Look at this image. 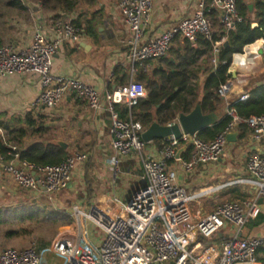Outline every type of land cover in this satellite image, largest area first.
I'll list each match as a JSON object with an SVG mask.
<instances>
[{
    "label": "built area",
    "instance_id": "1",
    "mask_svg": "<svg viewBox=\"0 0 264 264\" xmlns=\"http://www.w3.org/2000/svg\"><path fill=\"white\" fill-rule=\"evenodd\" d=\"M209 7V8H208ZM220 8V24L228 33L237 24L245 21L238 11L237 0H217L207 4L201 1L193 16L181 20L170 30L145 40V28L150 23L152 0H119L118 9L125 18L131 33L130 60L132 78L126 86L106 92H99L91 85L72 78L55 76L52 73L53 59L64 42L79 43L83 29L61 20L51 22L50 36L35 32L30 46L16 51L11 44L0 47V81L15 74H35L39 77L41 94L33 107L55 108L68 94H74L88 104L94 112L108 105L112 125L110 129L115 157L111 160L113 182L120 180L122 160L138 156L143 166V186L126 202L124 213L113 217L98 206L75 207L74 217L78 222H90L104 233V240L98 249L85 243L87 232L80 235L59 234L52 247L44 254L32 245L22 249H5L0 252V264H43L57 261L60 264H257V254L264 245L261 237H233L227 240L221 250L213 247L203 249L193 244L198 236L205 240L213 238L225 224L237 229L245 227L255 219L260 207L256 200L225 202L217 206L212 214L198 217L191 212L194 197L177 183V175L168 170L167 163L177 155L182 144H190L192 154L183 163L185 172H192L197 166L216 163L224 152L227 136L239 125L248 127L256 141L264 139V114L242 119L233 104L228 105L227 128L213 140L203 141L197 136L183 135L167 143L162 151V160L147 157L144 152L147 143L142 139L144 126L135 121L132 110L144 100L148 91L134 76L141 69L144 73L150 64L165 59L173 43L182 39L196 44L203 39L212 45L211 63L220 64L219 56L226 37L215 40L214 24L208 15L210 9ZM256 52L248 50L257 43L246 46L242 53L233 54L229 73L253 65L264 59V37ZM227 62H222L226 65ZM232 68V69H231ZM245 80H226L217 90L221 99H227L235 85H244ZM243 94L237 102H246ZM128 110V118L122 119L118 107ZM88 155L75 152L55 166L37 167L20 161L19 155L0 150V169L10 175L15 184L23 190L34 193L44 190L50 201L65 191L78 164L86 163ZM248 170L256 179L259 196L264 202V153L252 154L248 159ZM238 182H242L239 180ZM198 249H203L197 254Z\"/></svg>",
    "mask_w": 264,
    "mask_h": 264
},
{
    "label": "crops",
    "instance_id": "2",
    "mask_svg": "<svg viewBox=\"0 0 264 264\" xmlns=\"http://www.w3.org/2000/svg\"><path fill=\"white\" fill-rule=\"evenodd\" d=\"M152 1L153 9L150 23L145 28V40L158 36L181 20L193 16L203 0ZM205 1L209 5L217 0ZM237 1L248 8L249 20L256 23L255 5L259 0ZM118 4L119 0L81 2L78 9L68 15L61 12H46L42 6L36 12L28 9L27 12L18 13L1 21L0 47L11 44L16 51L26 49L30 46L35 32L41 31L48 36L51 35L49 27L52 21L69 22L83 29L80 42L76 44L64 42L61 45L53 59L52 73L58 77L83 81L101 93L126 86L132 78L130 60L132 36L125 18L118 9ZM250 5L253 6L252 10L249 8ZM220 13V8L208 11L217 36L221 34ZM58 16L60 18H57ZM185 49L184 40L177 39L165 59L151 63L145 73L139 69L134 76L135 80L146 88L151 81L160 82L162 72L167 74L174 72L169 63L177 64L186 54ZM218 66L215 67L211 63V53L196 62L195 69L198 73L191 81V86L198 90L199 100L204 95L206 80ZM228 74L232 79H243L246 83L235 85L229 97L221 99L224 108L221 109L220 105L217 108L215 113L218 117L217 124L227 117L229 104L237 102L243 94L249 95L247 88L250 84L257 86L264 84V59L260 57L253 65L239 68L235 73H229L228 69ZM40 94L39 77L35 74L10 75L0 81V135L6 146L16 152L26 150L35 143L56 145L57 142H63L68 146L65 150L67 156L75 152L88 155L86 163L75 167L69 187L55 196L54 202H51L66 211L73 219V222L62 228L57 236L67 233L76 237L82 231H86L84 242L93 249H98L104 240V233L88 221L78 222L73 210L75 207L86 209L94 205L113 217L121 216L128 199L143 186L141 160L136 155L124 158L121 178L114 183L111 160L116 154L111 142L112 118L108 105L105 103L101 111L94 112L87 103L68 93L55 108H35L33 102ZM118 110H124V107L119 106ZM153 114L157 122L156 108L153 109ZM232 133L236 134L235 140H227L224 152L216 163L200 165L192 172H185L183 163L190 159L192 147L190 144H182L178 149L181 153L178 155L177 152L175 158L168 161V170L176 173L177 183L194 197L190 209L198 217L212 214L222 203L243 200H256L260 212L242 229L225 224L209 240L198 236L193 247L199 243L203 249L213 247L221 250L227 240L236 236L245 239L254 237L264 239V202L259 196L256 179L248 170L249 157L252 154L264 153V139L256 141L250 129L244 125L237 126ZM166 145L167 143L163 141L149 143L144 154L157 161L162 160V151ZM239 180L242 182H238ZM46 199L48 196L44 190L34 193L23 190L15 184L10 175L0 169V209L15 208ZM255 222L258 225H255ZM203 249H198L197 254L202 253ZM44 252L41 251L42 254ZM257 264H264V245L263 250L258 252Z\"/></svg>",
    "mask_w": 264,
    "mask_h": 264
},
{
    "label": "trees",
    "instance_id": "3",
    "mask_svg": "<svg viewBox=\"0 0 264 264\" xmlns=\"http://www.w3.org/2000/svg\"><path fill=\"white\" fill-rule=\"evenodd\" d=\"M40 3L42 9L49 13L61 12L64 15L75 12L81 2L93 3L94 0H30ZM238 11L245 21L237 24L234 29L228 33L220 26L221 34H215V40L226 37L230 43L228 48H222L220 54V62L222 63L215 71H212L209 78L204 84V95L199 100L198 90L191 86V81L197 77L198 71L195 69L196 62L204 56L211 53L212 45L199 39L196 44L184 40L186 44V54L182 56L177 64L169 63L174 72L160 74L161 81H151L148 85V97L142 100L139 105L132 110V116L135 121L140 122L144 128H148L155 122V114L153 109L156 108V120L162 125H167L175 121L179 114H189L200 104L205 114L216 113L221 102V98L217 94L219 87L226 82L231 76L228 69L233 54L242 53L243 49L251 44L257 43L264 37V0H259L256 5V23L257 28H252V23L248 16L249 10L241 2L237 1ZM24 13L28 9L22 0H0V20L3 19L7 12ZM5 11V12H3ZM57 18H60L58 16ZM250 95L246 102H235V108L238 116L247 119L251 116H259L264 114V84H250L247 88ZM122 119L128 118V110L119 111ZM230 118L226 117L224 121L213 127L207 128L200 132L197 137L203 141L213 140L219 133L224 131ZM0 150L4 153L13 152L18 154L20 161L27 162L37 167L55 166L60 164L66 157L67 151L56 145L49 143H35L26 150L16 152L7 147L3 137L0 135ZM5 217V218H3ZM0 225H9L11 222L34 223L37 225L63 226L70 225L73 222L72 217L63 209L54 205L49 199L26 204L15 208L0 209ZM255 225H258L255 222ZM8 237H16L19 235L15 229L7 232ZM263 250V246L259 251ZM258 251V252H259ZM258 255V254H257Z\"/></svg>",
    "mask_w": 264,
    "mask_h": 264
},
{
    "label": "water",
    "instance_id": "4",
    "mask_svg": "<svg viewBox=\"0 0 264 264\" xmlns=\"http://www.w3.org/2000/svg\"><path fill=\"white\" fill-rule=\"evenodd\" d=\"M23 4L27 9L36 12L41 9L40 4H36L29 0H22ZM250 10L253 9V6H249ZM259 25L257 23L252 24V28H257ZM230 43L226 41L224 43V48H228ZM218 117L215 113L205 114L202 110L200 104L189 114H179L173 124L162 125L159 122H153L143 133L142 139L147 143H152L154 141H163L165 143H170L174 139H181L183 135H188L190 137L197 136L203 130L213 127L217 124ZM236 134L231 133L227 136L228 141L235 140ZM56 146L60 147L63 150L68 148L67 144L63 142H57ZM181 153V150L178 151V155Z\"/></svg>",
    "mask_w": 264,
    "mask_h": 264
},
{
    "label": "rangeland",
    "instance_id": "5",
    "mask_svg": "<svg viewBox=\"0 0 264 264\" xmlns=\"http://www.w3.org/2000/svg\"><path fill=\"white\" fill-rule=\"evenodd\" d=\"M95 1H101V0H94V2ZM7 13L8 14H6V16L0 20V24L1 21H3L4 19H7L8 17L15 16L18 14L16 12L12 13L10 11ZM219 105L221 109L224 108V103L222 101L220 102ZM65 226L66 225L55 227L51 225H37L34 223L20 224L18 222H11L9 225H5V226L0 225V252L4 249H22L32 245L33 243H35L39 247L40 252L42 250L45 251L47 247L50 248L52 247V242L54 238L57 236L59 231ZM10 229L17 230L19 235L12 238L8 237L7 232ZM43 264H60V263H58L57 261H51V262L44 261Z\"/></svg>",
    "mask_w": 264,
    "mask_h": 264
},
{
    "label": "bare ground",
    "instance_id": "6",
    "mask_svg": "<svg viewBox=\"0 0 264 264\" xmlns=\"http://www.w3.org/2000/svg\"><path fill=\"white\" fill-rule=\"evenodd\" d=\"M261 44H262V43H260V44L257 45V46H253V47H251V48H250V52H247V55H246V56H241V57H239V59H241V60H246L249 54H252V53L256 52V50H258V48H260Z\"/></svg>",
    "mask_w": 264,
    "mask_h": 264
}]
</instances>
